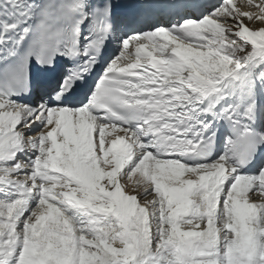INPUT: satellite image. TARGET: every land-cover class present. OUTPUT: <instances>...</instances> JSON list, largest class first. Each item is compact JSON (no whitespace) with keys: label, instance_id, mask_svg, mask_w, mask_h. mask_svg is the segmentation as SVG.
<instances>
[{"label":"snow or ice","instance_id":"1","mask_svg":"<svg viewBox=\"0 0 264 264\" xmlns=\"http://www.w3.org/2000/svg\"><path fill=\"white\" fill-rule=\"evenodd\" d=\"M0 264H264V0H0Z\"/></svg>","mask_w":264,"mask_h":264},{"label":"rangeland","instance_id":"2","mask_svg":"<svg viewBox=\"0 0 264 264\" xmlns=\"http://www.w3.org/2000/svg\"><path fill=\"white\" fill-rule=\"evenodd\" d=\"M249 26H250V27H252V25H251V24H250ZM255 26H256V27H259L260 25H259V24H257V25H255Z\"/></svg>","mask_w":264,"mask_h":264}]
</instances>
